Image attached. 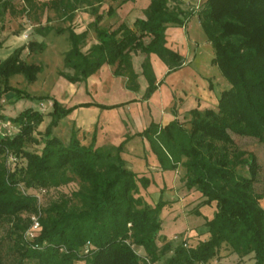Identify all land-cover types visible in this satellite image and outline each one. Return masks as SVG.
<instances>
[{
    "label": "trees",
    "instance_id": "trees-1",
    "mask_svg": "<svg viewBox=\"0 0 264 264\" xmlns=\"http://www.w3.org/2000/svg\"><path fill=\"white\" fill-rule=\"evenodd\" d=\"M78 1L96 4L91 10L97 43L82 53L86 31H69L70 49L64 57V68L73 72L69 81L86 82L106 64L114 67V77L125 78L129 91H137L131 53L153 54L168 66V73L173 72L182 66L181 57L164 47V31L172 25L182 27L197 16L213 49L211 63L229 88L220 93L216 109L190 110L186 124L177 119L164 126L152 122L140 133L125 135L119 146L97 145L95 131L87 145L74 129L66 144L52 135L61 118L88 104L64 109L46 97L52 102L51 120L40 138L34 134L43 122L41 112L26 109L17 117L0 115L1 127L11 124L17 129L13 135H0V223L9 226L14 264H210L226 255L264 264V208L260 204L264 194L255 190L261 169L256 155L234 141L236 136L264 144V0H207L198 10L184 9L181 0H149L143 20H135L132 28L121 24L114 30L100 26V4L110 2L107 15L111 16L112 4L116 8L134 0ZM23 2L32 8L41 0ZM57 2L62 0H48L41 6L55 7ZM10 4V0H0L4 10ZM45 48V42L28 44L31 53ZM22 50L0 59V100L6 94L13 103L31 98L9 84L17 75L31 83L42 70L26 64ZM141 66L149 84L146 101L157 83L148 58ZM135 137L148 143L153 163L129 165L125 145ZM34 145H42L39 153L27 150ZM9 155L20 165L11 169ZM150 166L158 169V179ZM179 170L186 199L198 203L192 215L202 218L207 236L187 245L183 235L177 244L168 239L159 248L158 234L169 202H152L150 191H162L167 184L164 175L174 176ZM71 183L77 189L42 206L33 195L37 189L49 193ZM207 208L212 210L210 217L203 213ZM32 218L39 227L27 239Z\"/></svg>",
    "mask_w": 264,
    "mask_h": 264
},
{
    "label": "rangeland",
    "instance_id": "rangeland-1",
    "mask_svg": "<svg viewBox=\"0 0 264 264\" xmlns=\"http://www.w3.org/2000/svg\"><path fill=\"white\" fill-rule=\"evenodd\" d=\"M10 1V7H7L6 10L0 7V59H5L16 49L23 48L20 53L21 59L28 65L34 64L39 66L42 70L31 83H27L21 75H17L10 79L9 84H11V86L24 90L31 98L20 99L18 102L13 103V98L10 94L4 95L0 100V115L17 117L21 111L26 109H35L41 112L43 114V122L36 131L38 134H34L37 138H40L41 136L39 133L45 131L51 120L49 114L52 110V102L46 97L55 99L58 105L64 109L72 108L75 105L88 104L86 107L75 108L69 115L61 118L57 127L52 129V135L65 144L69 141L68 138L74 129L78 139H80L82 144L86 145L89 144L90 136L93 131H95L96 138L99 128L101 130V127L104 125L106 126V124H109V127H113L116 118L123 119V115L125 113L127 114L128 109L132 106L134 101L139 104L147 101V104L144 106L150 108L149 110L152 111L153 118L158 116L156 106L163 104L169 94L167 93V84L164 82V79L159 77L160 79L157 80L154 76L157 88L146 101H143L149 84L141 75V65L145 62L146 58H148L151 63L150 55L146 56L145 54L131 53L132 64H134L139 74L136 79L139 88L135 92L127 89L125 78L113 76L114 67L105 69L106 67L102 66V68L93 75L98 77V80H95L92 85L90 83L88 85V79L86 82L69 81L68 76L72 75L73 72L64 68L65 53L70 49V42L68 40L69 31L74 30L76 33L86 31V40L81 46L82 53H86L92 45L97 43L95 31L92 26V22L95 18V15L92 14V7L96 6L94 1L91 2L92 5H88L87 2L83 4L78 0H62L61 3L57 2L54 7L50 5L41 6V3L48 2V0H41V2H37L38 4L32 8L26 7L23 0ZM109 5L110 2L105 1L100 4L98 9V13H102L103 15L100 24L102 27L108 29L116 26V24L113 23V18H106ZM71 6H76L73 11H69L68 9V7ZM111 6L114 7V10L116 9V3ZM193 10L197 9L194 8ZM47 28H49L48 31H46ZM59 29H61V32L57 33ZM38 31H41L43 35L38 34ZM32 41L38 43L45 42L46 48L43 52L31 53L28 49V44ZM85 110L88 112H95L100 119V122L95 123L96 125L91 133L81 132V129L78 128V124H83L86 120V115H84L85 117L82 116V112ZM126 119H129L128 116ZM177 120L186 124L187 115ZM5 127L6 128H2L0 125V135H13L17 133V129L11 126V124ZM127 134L129 133L127 132ZM234 141L239 148L253 152L256 155L261 170L259 181L255 185V190L258 193L264 194V144H259L256 140L250 138H239L236 136H234ZM105 145L109 144L107 143ZM41 148L42 145H34L28 146L27 150L39 153ZM124 151H126V148ZM128 151L131 154L128 152L126 159L131 163L129 164L130 166H133L135 162L140 164L147 163L149 151L147 152L142 149L141 156L137 154L138 150L131 151V149H129ZM7 163L11 169H13L15 165H20L19 160L13 158L12 155H9ZM156 169L155 166H150L149 171L151 173L153 172V177L158 179L157 175H159V171ZM181 175L182 171L180 170L175 173L174 176L171 173L165 174L164 179H166L165 181L167 184H163V190L159 191V189L156 188V190L150 191V199L152 202L157 203L159 200L169 202V205L164 211L161 231L158 234L160 239L157 242V246L159 248L162 247L165 240L168 239L174 244H177L183 235L186 237L187 245H194L207 236L202 218H195L194 215H192V211L198 203L193 200L191 202L190 198L186 199L188 194L179 178ZM75 189H77L76 184L71 183L70 185L58 189V191H50L49 193L37 189L33 195L37 198L38 205L42 206L47 204L51 199H56L59 194L70 193ZM20 190L23 192L26 191L23 186H21ZM260 204L262 208H264V199L260 200ZM203 213L206 217L212 216V210H209V208L205 209ZM33 220L35 219L32 218L31 222H34ZM31 228L25 233L27 239H32L36 235L35 232L38 228L36 230L33 229V225H31ZM8 230L9 226L7 223H0L1 264H14L16 258L13 249V241L9 239ZM137 251L143 256L141 250ZM251 263L252 261L249 260H239L235 256L226 255L223 257V260L222 258L216 261L213 260L210 264ZM24 264L34 263L24 261ZM80 264L83 263L80 262Z\"/></svg>",
    "mask_w": 264,
    "mask_h": 264
},
{
    "label": "crops",
    "instance_id": "crops-1",
    "mask_svg": "<svg viewBox=\"0 0 264 264\" xmlns=\"http://www.w3.org/2000/svg\"><path fill=\"white\" fill-rule=\"evenodd\" d=\"M206 1L181 0V3L184 9L190 7L198 10ZM148 5L149 0H134L117 6L113 15L109 16L106 13V18H113V23L116 24L115 27L109 29L114 30L121 24L132 28L135 20H143L145 18V10ZM102 19L103 15L100 22ZM164 36V47L175 51L181 57L182 66L168 73V66L157 56L150 55V65H152L153 74L157 80L160 78L164 79L167 84V93L169 94L163 104L156 106L158 116L153 118L150 108L144 106L147 101L142 102V104L134 101L127 114L123 115V119H115L113 127H109V124L101 127V130L98 127L99 131L96 134L97 145L103 146L108 143L112 146H118L125 139L124 136L127 132L130 136L140 133L152 122L164 126L175 119L186 116L190 110L217 108L216 105L220 93L228 89L229 86L221 76L217 66L215 67L211 63L213 49H211L207 37L202 31L197 16L188 19L182 27L168 26L164 31ZM102 66L106 67L105 69L110 67L106 64ZM134 70L139 75L135 66ZM97 78L93 75L90 76L87 80L88 85L89 83L92 85L95 80H98ZM84 115H86L87 121L84 118V123L78 124V128L81 129V132L91 133L96 125L95 123L100 122V119L93 111L88 112L85 110L82 112L83 117H85ZM127 116L129 119H126ZM125 148L126 152H129V149L131 151L138 150L137 154L141 156L142 149L148 152V143L140 137H135L126 144ZM147 161L150 163L154 162L153 157L149 154ZM156 170L158 171V169Z\"/></svg>",
    "mask_w": 264,
    "mask_h": 264
},
{
    "label": "built area",
    "instance_id": "built-area-1",
    "mask_svg": "<svg viewBox=\"0 0 264 264\" xmlns=\"http://www.w3.org/2000/svg\"><path fill=\"white\" fill-rule=\"evenodd\" d=\"M5 126H8L7 124H4L2 127H5ZM34 222H32V225H33V229H37L39 226H38V223L35 221V220H33Z\"/></svg>",
    "mask_w": 264,
    "mask_h": 264
}]
</instances>
